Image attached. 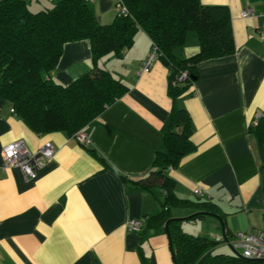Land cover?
<instances>
[{
  "label": "crops",
  "instance_id": "obj_1",
  "mask_svg": "<svg viewBox=\"0 0 264 264\" xmlns=\"http://www.w3.org/2000/svg\"><path fill=\"white\" fill-rule=\"evenodd\" d=\"M22 1L37 12L57 0ZM116 1L87 0V5L100 24L109 25L118 14ZM200 2L229 9L236 51L200 62L197 80L178 99L191 118L196 150L167 175L177 199L213 205L230 240L240 232L264 231V155L248 131L255 117L264 115V0ZM247 9L255 15L241 18ZM150 49L151 40L141 30L121 57L109 55L96 64L88 41L64 45L51 74L57 84L68 85L96 65L128 88L86 126V146L61 132L36 135L0 97V264H174L164 226L127 231L130 220L145 226L161 210L163 191L158 186L152 194L140 191L121 179L149 175L170 125L168 69L157 61L148 73L137 74ZM198 53L199 41L191 32L175 51L181 60ZM17 140L33 152L46 142L56 151L34 180H26L19 169L3 168L2 148ZM193 213L175 209L171 219ZM203 216L197 220L206 229L199 236L221 239L219 221Z\"/></svg>",
  "mask_w": 264,
  "mask_h": 264
},
{
  "label": "trees",
  "instance_id": "obj_2",
  "mask_svg": "<svg viewBox=\"0 0 264 264\" xmlns=\"http://www.w3.org/2000/svg\"><path fill=\"white\" fill-rule=\"evenodd\" d=\"M87 3L57 0L50 8L32 12L22 0H0V97L36 135L61 132L72 137L122 98L128 88L96 65L68 85L57 84L51 74L64 45L88 41L96 64L109 55L121 57L131 47L135 34L143 31L168 69L172 109L162 150L156 152L149 175L137 181L121 176L140 191L152 194V187L158 186L164 193L161 210L145 226L143 223L141 232L163 227L175 209L192 208L194 213L187 221L203 218L199 212L214 213L209 202L177 199L167 171L176 169L196 150L191 141V118L178 99L197 80V65L236 51L229 9L202 5L200 0H123L127 14L118 13L111 24L102 25ZM190 32L199 41V53L181 60L175 51L184 46ZM183 72L187 77L179 80ZM248 131L256 137L264 155V117L251 124ZM168 232L175 264H264L234 254H214L215 248L225 242L222 237L216 241L190 235L181 229L179 221L171 220Z\"/></svg>",
  "mask_w": 264,
  "mask_h": 264
},
{
  "label": "built area",
  "instance_id": "obj_3",
  "mask_svg": "<svg viewBox=\"0 0 264 264\" xmlns=\"http://www.w3.org/2000/svg\"><path fill=\"white\" fill-rule=\"evenodd\" d=\"M96 0H88L93 3ZM116 10L120 15L127 14V8L123 0L116 1ZM255 14L252 9L241 12V18H250ZM264 30V25H262ZM159 61V52L155 46H152L147 57L141 62L137 74L142 75L148 73L153 65ZM187 73L183 72L179 80H184ZM12 113L14 110L12 109ZM264 117L259 114L255 117L252 125H256L258 120ZM81 145H88L90 137L86 133V127L77 131L73 136ZM56 151L49 142L44 143L37 151H30L23 140H17L6 144L1 151L4 169H19L26 180H34L38 177V173L50 163ZM194 194L198 197L202 196L200 190L196 189ZM143 228V221L134 219L127 223V231L132 233H140ZM228 244L238 252L243 258L248 260H264V231H255L252 233H238L228 240Z\"/></svg>",
  "mask_w": 264,
  "mask_h": 264
},
{
  "label": "rangeland",
  "instance_id": "obj_4",
  "mask_svg": "<svg viewBox=\"0 0 264 264\" xmlns=\"http://www.w3.org/2000/svg\"><path fill=\"white\" fill-rule=\"evenodd\" d=\"M207 220H211L209 217L205 218ZM201 220H195V221H182V230L190 235L193 236H199V234L202 232V230L206 229V227L202 224ZM205 231V230H204ZM243 233V232H240ZM220 237L217 238L216 241H219ZM215 240V239H214ZM219 248V249H218ZM214 254H224V255H231L233 254V251L231 247L226 244L225 242L220 243L215 250L213 251Z\"/></svg>",
  "mask_w": 264,
  "mask_h": 264
},
{
  "label": "water",
  "instance_id": "obj_5",
  "mask_svg": "<svg viewBox=\"0 0 264 264\" xmlns=\"http://www.w3.org/2000/svg\"><path fill=\"white\" fill-rule=\"evenodd\" d=\"M197 214L205 215V216H209V217H213V218L217 219V220L219 221V223H220V226H221L222 238L224 239V241H225L226 243H228V239H227V236H226V233H225V225H224L222 219H221L218 215H216V214H214V213H209V212H199V213H197ZM194 215H195V214H194ZM191 216H192V215H191ZM191 216H189V217H187V218H181V219H169V220L165 223V225H164L165 232H166V235H167V238H168V241H169V247H170V251H171V257H172V260H173V249H172L171 238H170V235H169V232H168V224H169V222H170L171 220H176V221L179 220L180 222H182V221H184V220L190 218ZM228 245H229V244H228ZM229 246L231 247V245H229ZM231 249H232L234 255H237V256H240L241 258H243V257H242L238 252H236L232 247H231ZM243 259H245V258H243ZM252 261H260V262H264V260H252ZM173 263H174V262H173ZM174 264H175V263H174Z\"/></svg>",
  "mask_w": 264,
  "mask_h": 264
}]
</instances>
